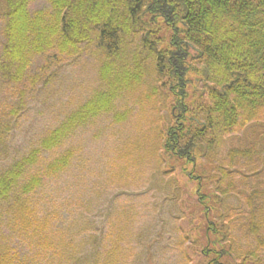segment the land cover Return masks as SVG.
I'll return each instance as SVG.
<instances>
[{"label": "trees", "instance_id": "trees-1", "mask_svg": "<svg viewBox=\"0 0 264 264\" xmlns=\"http://www.w3.org/2000/svg\"><path fill=\"white\" fill-rule=\"evenodd\" d=\"M82 60L97 63L103 88L7 160L20 116ZM133 86L149 89L139 120L156 170L148 182L136 173L149 198L177 205L179 182L167 165L190 164L199 181L205 237L171 232L175 264H191L187 251L199 243L205 264H264V0H0V264H153L151 243L163 232L140 235L135 244L146 248L136 260L123 252L131 232H74L36 199L68 169L75 132L112 112L119 91ZM145 154L139 148L129 160ZM171 213L172 205L168 222Z\"/></svg>", "mask_w": 264, "mask_h": 264}, {"label": "rangeland", "instance_id": "rangeland-1", "mask_svg": "<svg viewBox=\"0 0 264 264\" xmlns=\"http://www.w3.org/2000/svg\"><path fill=\"white\" fill-rule=\"evenodd\" d=\"M59 76L53 92L49 95L41 92L40 97L29 105L12 127L5 153L7 160L17 159L26 153L36 145L46 130L57 126L68 112L87 100L94 90L103 88L98 78L97 63L93 60H82L77 67H66ZM141 92L147 93L149 89L133 86L132 90L119 91L112 112L96 118L93 123L75 132L69 140L74 157L68 169L46 183L36 199L45 205L44 208L54 211L56 220L63 221L64 228L72 224L74 232L88 230L100 234L112 231L115 227L120 232H131L134 239L128 241L129 246L124 245L123 252L135 255L136 260V254L140 250L144 253L146 248L142 243H138V246L135 244L140 241V235L144 238L163 232L161 242L155 245L151 243L152 263L175 264V239L171 240V235L185 232L192 241L199 238L202 242L205 237L207 222L197 203L201 198L197 193L199 181L193 180L195 176L190 174V164L184 167L181 164L167 165L163 170H174L179 182L176 188L179 195L177 205L162 200L156 206L154 197L149 198L147 192L151 189L136 176L137 172L142 171L144 180L148 182L156 170L151 164L152 148L149 146L145 149V144L149 142L148 135L141 133L147 128L145 120H139L146 116V111L140 110L145 104H142L145 98L140 97ZM6 95L0 90V106L7 105L4 101ZM172 102L169 99L170 108ZM148 112L151 119L153 113ZM116 113L122 115L123 119L114 121ZM163 114L167 122L162 121L160 127L161 130H167L170 120L167 112ZM139 148L146 151L144 161L133 158L136 162L133 165L129 158L137 155ZM67 149L63 146L56 154ZM207 168L211 170L213 166ZM208 177L210 183L216 181L215 174ZM143 194L147 195L141 196ZM171 205L172 222H168L163 216L166 211L171 212ZM201 206H204V202ZM164 219L162 223L160 220ZM117 220H120L119 225ZM201 244L187 251L191 264L206 263L207 259L199 253L198 246ZM129 259L133 260L132 256ZM138 260L143 264L140 257Z\"/></svg>", "mask_w": 264, "mask_h": 264}]
</instances>
